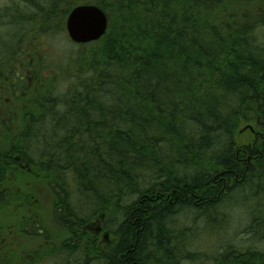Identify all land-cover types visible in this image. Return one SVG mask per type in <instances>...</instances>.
Segmentation results:
<instances>
[{"label": "trees", "instance_id": "1", "mask_svg": "<svg viewBox=\"0 0 264 264\" xmlns=\"http://www.w3.org/2000/svg\"><path fill=\"white\" fill-rule=\"evenodd\" d=\"M22 1L25 13L0 12V28L14 23L0 35V246L23 259L11 264H264V250L195 246L228 205L264 239V0ZM80 4L103 9L108 29L80 44L90 50L54 93L49 57L23 41L65 32ZM29 179L55 195L60 245L28 209ZM10 235L35 250L22 256Z\"/></svg>", "mask_w": 264, "mask_h": 264}, {"label": "rangeland", "instance_id": "2", "mask_svg": "<svg viewBox=\"0 0 264 264\" xmlns=\"http://www.w3.org/2000/svg\"><path fill=\"white\" fill-rule=\"evenodd\" d=\"M24 9L26 8L22 0H0L1 13L3 12L4 14H12L16 11H20L19 13H25ZM62 10L63 9H61L60 11ZM29 11L31 12V8L29 10H26V13ZM13 24L14 23L9 24L6 22L5 25H2L3 28H0V35H2L4 31L6 32L7 29L10 30L11 27H13ZM51 24L55 25L56 22L52 21ZM20 33L21 31L14 38L16 44L22 43V41L20 40ZM5 38L6 37L2 36V39L7 42L8 39ZM34 41L35 40H33L32 42ZM23 43L28 47L31 46L30 48H28L27 54L31 55L33 58L36 59V54L47 56V58L49 57L47 63L44 61L43 63L41 62V67H43V69H41V74L42 77H48L49 73L51 72L52 78L51 80H49V85L53 87L52 91L54 93H57L65 87V68L68 67L69 60L72 57L78 56L90 50L88 45L73 43L68 38L66 31L63 32L59 30L48 33L46 34V36L40 37L38 40H36L35 46L32 45L30 40H24ZM26 57L27 59L29 58V56ZM27 59H25V64L27 65L24 66V69H27L28 66V63H26ZM252 124V120L250 119L242 121L240 123L235 133V140H237V142L246 143L253 138V133L251 130ZM28 181L31 183H21L22 188L28 193L31 192L32 195H30L29 198L30 204L28 209L31 210V208L35 206L34 209L38 210V214L43 227L54 237L55 243L57 245L62 244L64 240H67L69 238V232L62 229V226L57 225V223L54 221V216L52 214L55 203L54 193L45 182L39 181L38 179H34V181H31L29 179ZM14 191V193H20L19 184H17ZM232 209H235V207H233V205H228V208L226 209L227 211H225V214L228 215L227 217H225L226 222L224 223L223 228L214 233L204 234V237L200 240V242H196L195 246L198 248V250L200 249L203 252H213L216 249V246L221 248L225 244H232L235 247L241 249L252 247L259 250H264V239L263 241L256 240L253 238V235L250 234L249 231H247V227L250 224V217L248 216L247 211L240 208L239 212L236 214L232 213ZM102 236L103 233L101 234V238ZM22 238L23 240L19 241L18 237L10 235L9 240L12 241L10 244L11 249L14 250L16 248H19L20 254H22L23 256L21 245H23V249H25L24 251L25 253H27L29 251L32 252L33 250H35L37 243L30 238ZM107 239L109 241L112 238L111 236L109 237L107 235ZM107 239L104 238V240ZM2 243H5V240H3L2 242L0 241V245ZM0 253L2 254L0 257V261L2 264H11V262L14 261L15 258H17L15 252H10V250H7V247L4 246H0ZM15 260L21 261L23 259L18 256V259ZM60 261L63 262L62 257H58L56 259H44L43 261H40L39 264H56ZM90 262L93 263V259H90ZM90 262L88 264H91ZM190 263L198 264L197 262Z\"/></svg>", "mask_w": 264, "mask_h": 264}, {"label": "water", "instance_id": "3", "mask_svg": "<svg viewBox=\"0 0 264 264\" xmlns=\"http://www.w3.org/2000/svg\"><path fill=\"white\" fill-rule=\"evenodd\" d=\"M64 28L75 44H87L99 40L108 29V17L94 4H80L67 14Z\"/></svg>", "mask_w": 264, "mask_h": 264}, {"label": "flooded vegetation", "instance_id": "4", "mask_svg": "<svg viewBox=\"0 0 264 264\" xmlns=\"http://www.w3.org/2000/svg\"><path fill=\"white\" fill-rule=\"evenodd\" d=\"M23 165L25 166L26 164ZM98 231H100V229ZM105 239H107V236H105ZM105 242L108 243V239Z\"/></svg>", "mask_w": 264, "mask_h": 264}, {"label": "bare ground", "instance_id": "5", "mask_svg": "<svg viewBox=\"0 0 264 264\" xmlns=\"http://www.w3.org/2000/svg\"><path fill=\"white\" fill-rule=\"evenodd\" d=\"M233 204V203H232ZM184 210V209H183ZM202 218V217H201ZM200 219V218H199ZM90 226V225H89ZM78 256V255H77Z\"/></svg>", "mask_w": 264, "mask_h": 264}]
</instances>
